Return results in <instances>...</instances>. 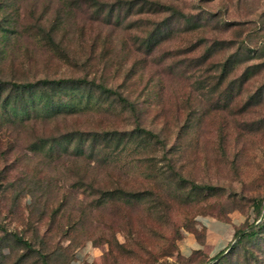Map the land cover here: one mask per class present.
Instances as JSON below:
<instances>
[{
	"label": "rangeland",
	"instance_id": "rangeland-1",
	"mask_svg": "<svg viewBox=\"0 0 264 264\" xmlns=\"http://www.w3.org/2000/svg\"><path fill=\"white\" fill-rule=\"evenodd\" d=\"M56 76L133 104L65 82L22 111L2 88L0 264H43L10 230L48 264H264V226L216 258L177 251L264 194V0H0V78Z\"/></svg>",
	"mask_w": 264,
	"mask_h": 264
},
{
	"label": "trees",
	"instance_id": "trees-1",
	"mask_svg": "<svg viewBox=\"0 0 264 264\" xmlns=\"http://www.w3.org/2000/svg\"><path fill=\"white\" fill-rule=\"evenodd\" d=\"M65 82H70V83L76 84V85L93 84L100 91L106 92L108 95H110V94L113 95L116 100L121 102L122 105L126 104V106H128V107H132L133 102L130 99H128L126 95L120 94L115 89H112V88L106 86V84H104L103 82H101L99 80L96 81L92 77L85 78V77H73V76H56V78L35 77L32 79H22L21 81L0 78V102H1L0 105L3 107L5 104V100L9 96V95L8 96L7 95L2 96L1 90L4 86H5L6 91H7L6 94H9V91H13L15 93L14 98H12L14 102H18L19 97H20V101L22 103L21 109L23 111L26 108V104H27L26 98H29L31 100V98H32V97H30V95L32 93L31 91H33V89L37 85L42 86V87L43 86L44 87L49 86L52 88V87H56L58 85L60 86V84L64 85ZM24 92H26L28 94V96L24 95ZM29 102H31V101H29ZM2 112L3 111L1 108L0 109V122H2L4 120L2 118V116H3ZM135 128L141 129V131H143L146 135L152 136L155 138L154 140L160 141V136L158 135L157 132H154L151 129L142 128L139 125L135 126ZM103 131H105L107 133L106 130H103ZM92 132H94V131H92ZM178 179L181 180L184 178L178 176ZM189 184H190V186H193L196 183L190 181ZM100 191H101L100 195L103 198H105L106 200L122 199L123 201H128L130 199H137V198L141 197L142 194L144 193L143 191H147V190L123 189L119 186H113L110 188L104 187V188L100 189ZM263 199H264V194L251 197L250 209L254 213V218L250 222H248L244 227L234 226L232 240L228 241V243L225 245L226 248H228V246L233 245L238 240H241L243 238H247V239L253 238V237H255L261 233L262 227L264 226V201H263ZM213 216L216 218H219V219L226 220V218L224 216H220L219 214H213ZM2 229L7 231L5 229V227H3ZM190 231L195 233L196 236L199 238L195 225H194V227L190 228ZM10 233L12 234V236L15 238L16 241H18L22 244V246L24 247V252L26 250L32 249L38 254V258L43 264H48L46 257H45L46 256L45 252L38 249L37 246L32 245L29 237H27V236L24 237L21 233L14 231V230H10ZM199 239L201 240L202 238H199ZM223 249H225V247L218 250L212 256V258H216L218 255H220L221 252L223 251ZM24 252L22 254H24ZM196 264H205V263L200 262V263H196Z\"/></svg>",
	"mask_w": 264,
	"mask_h": 264
},
{
	"label": "crops",
	"instance_id": "crops-1",
	"mask_svg": "<svg viewBox=\"0 0 264 264\" xmlns=\"http://www.w3.org/2000/svg\"><path fill=\"white\" fill-rule=\"evenodd\" d=\"M199 222L204 226V234L201 240L189 231L177 241V251L182 256H188L192 250L199 249L201 255L207 258L211 257L233 237L236 222L232 219L223 220L203 214L199 217Z\"/></svg>",
	"mask_w": 264,
	"mask_h": 264
}]
</instances>
